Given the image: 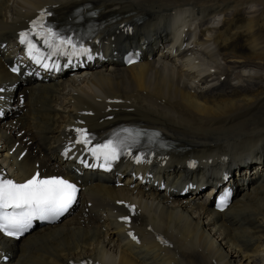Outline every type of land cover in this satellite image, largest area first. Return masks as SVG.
<instances>
[{
    "label": "bare ground",
    "instance_id": "1",
    "mask_svg": "<svg viewBox=\"0 0 264 264\" xmlns=\"http://www.w3.org/2000/svg\"><path fill=\"white\" fill-rule=\"evenodd\" d=\"M45 8L59 23L76 19L79 8L82 16L94 10L101 28L94 46L107 42L111 54L132 46L142 51V61L122 67L117 54L100 57L72 79L45 84L8 74L6 61L16 56L11 38ZM178 10L191 21L175 59L166 24ZM194 60L198 64L190 66ZM194 67L205 75L196 79L189 71ZM8 81L25 105L13 118L12 135L0 128V157L16 145L11 139L18 132L30 142L19 144L27 150L22 161L18 152L2 157L8 163L2 172L11 178L28 177L36 162L45 174L70 175L59 153L63 141L72 145L76 128L97 140L109 131L147 128L171 147L156 162L165 161L160 172L230 173L236 192L231 206L216 212L201 193L172 185L167 193L140 186L133 196L126 184L115 186L114 173L85 176L81 210L18 243L4 240L8 247L0 242L5 264H264V0H0V89ZM121 176L130 181L127 171ZM123 216L139 243L123 241Z\"/></svg>",
    "mask_w": 264,
    "mask_h": 264
},
{
    "label": "snow or ice",
    "instance_id": "2",
    "mask_svg": "<svg viewBox=\"0 0 264 264\" xmlns=\"http://www.w3.org/2000/svg\"><path fill=\"white\" fill-rule=\"evenodd\" d=\"M90 14L96 15L95 12ZM51 15V12L41 11L39 17L31 21L32 28L19 33V42L26 45L28 55L33 62L40 64L45 69H50V65L43 61L51 57H67L69 63L73 57L85 56L92 59L91 49L84 45L83 40L57 31L52 24L47 22L46 17ZM30 32L42 39L47 49L46 53H41L37 43L31 39ZM51 68L58 70V63L52 64ZM13 71H17V69L14 68ZM73 131H75L76 137L70 143L83 145L84 150L90 153L96 161L103 160V164L100 166L109 169L112 162L119 158L124 149H130L138 143L137 138L132 135L129 129L122 130L128 134L124 137H121L120 133H115L111 138L94 145L92 142L95 137L87 129L76 128ZM154 135L158 136L159 133ZM89 145L92 146L89 147ZM70 151L71 148L66 147L62 155L68 158ZM140 159L141 157H136L137 162H140ZM80 162L87 167L96 166L87 164L83 159ZM77 191L76 184L69 179L58 175L41 176L38 171L22 182L0 176V233L18 239L32 227L34 220L59 218L75 202ZM228 195L225 193L217 204L221 210L227 205ZM129 207L130 210H134V206ZM121 219L126 223L130 222L128 216H123ZM128 235L133 240L137 239L132 232H129Z\"/></svg>",
    "mask_w": 264,
    "mask_h": 264
},
{
    "label": "rangeland",
    "instance_id": "3",
    "mask_svg": "<svg viewBox=\"0 0 264 264\" xmlns=\"http://www.w3.org/2000/svg\"><path fill=\"white\" fill-rule=\"evenodd\" d=\"M201 200H203V199H201Z\"/></svg>",
    "mask_w": 264,
    "mask_h": 264
}]
</instances>
